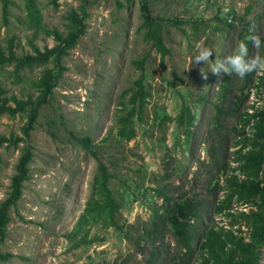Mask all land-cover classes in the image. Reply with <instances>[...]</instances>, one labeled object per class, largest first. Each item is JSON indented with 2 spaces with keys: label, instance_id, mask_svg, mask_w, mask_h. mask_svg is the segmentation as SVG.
<instances>
[{
  "label": "rangeland",
  "instance_id": "1",
  "mask_svg": "<svg viewBox=\"0 0 264 264\" xmlns=\"http://www.w3.org/2000/svg\"><path fill=\"white\" fill-rule=\"evenodd\" d=\"M9 1L5 25L0 2V49L4 54L10 40L16 57L33 54L30 43L41 51L53 47L56 42L45 31L66 35L71 26L68 18L71 12L84 16L85 28L76 45L62 57L53 96L40 108L28 137L22 132L23 116L0 115V135L22 139L15 146L0 148V202L10 191L20 155L25 148L32 154L27 165L28 179L22 184L16 205L9 208L5 238L0 244V251L11 256L0 264H143L152 245L144 247L142 230L148 226L151 209L163 201L162 197L151 196L150 188H155L153 180L167 173L165 184L172 198L194 194L205 202L211 199L206 189L209 170L204 136L213 109L207 103L195 109L192 151L180 145L183 134L175 117L183 99L189 102L188 98H196L208 88L218 90L223 77L210 71L211 64L233 52L243 29L238 21L224 35L219 19L241 16L251 22L255 34L264 40V0H146L150 16L164 20L160 22L161 34L169 53L163 57L146 38V28L141 27L144 19L140 0H55V4L54 0H35L41 14L37 29L26 23L25 1ZM229 11L233 14H228ZM167 19L181 22L175 26ZM201 42L212 49V61L187 69L196 55V45ZM256 54L264 56V47L255 49ZM140 60H144L142 71L150 97L142 120L135 123V137L118 140L116 119L123 114L118 101L124 98L125 102L129 93L123 91L139 77L141 69L134 62ZM52 66L49 62L44 67L26 68L14 76L13 65L6 64L0 67V85L8 96L34 99L37 91L32 82L43 68ZM200 68L208 71L206 80ZM249 92L242 107L245 110L251 107L248 112H252L261 107L262 94L253 88ZM154 115L168 119L158 123ZM238 119L230 110L222 121L232 126ZM83 136L91 138L99 162L116 176L108 185L121 203L115 217L131 240L124 237L123 231L107 227V221H101V217L94 223H83L80 231L75 230L81 216L86 215L85 208L104 200L103 194L93 187L99 162L77 142ZM233 139L229 136L227 141ZM174 142H177L175 149ZM124 185L128 191L122 189ZM208 210L206 205L202 216L205 226L230 228L228 219ZM159 237L155 246L161 250L165 242L170 251L160 252L158 264H164L163 256L169 259L178 249L170 233ZM136 239L139 247L134 244ZM196 255L197 248L189 264L197 263ZM165 264L177 261L167 260Z\"/></svg>",
  "mask_w": 264,
  "mask_h": 264
},
{
  "label": "trees",
  "instance_id": "2",
  "mask_svg": "<svg viewBox=\"0 0 264 264\" xmlns=\"http://www.w3.org/2000/svg\"><path fill=\"white\" fill-rule=\"evenodd\" d=\"M24 1L26 23L30 28H40L41 14L36 1ZM0 2L2 5L1 15L5 25L11 2L9 0H0ZM53 3L55 4V0ZM140 10L144 19L141 27L146 28V38L152 41L153 46L162 57L167 55L169 50L164 46L160 24L164 20L154 19L150 16L146 0H140ZM246 11H248L247 8ZM231 13V11L228 12V14ZM82 17H84L82 14L79 16L74 12L70 13L68 18L71 26L66 35L55 30L45 31L56 42L51 48L45 47L41 51L30 43L33 54L16 57L12 51L13 41L10 40L6 54L0 49V67L12 64L14 76L26 68L44 67L49 62L53 64L52 68H43L40 76L35 82H32L33 88L37 91V96L34 99L31 96L25 100L18 99L13 95L8 96L7 90L0 85V115L23 116L25 123L22 132L25 138L34 129L40 108L53 96L54 88L60 77L59 71L62 69L60 66L62 57L68 54V51L84 34L85 26ZM219 20L223 25L221 32L224 35L228 29L231 32L235 27L234 24L239 21L243 26L238 35L240 41L250 34V29H253L251 22H246L241 16H227ZM166 22L176 26L181 21L167 19ZM193 28L196 29L195 24ZM263 47L264 40L261 39V47L258 49L262 50ZM249 55H255V48L251 43H249ZM143 62L144 60L134 62L135 67L141 69V73L133 81L132 86L123 91L129 93L125 102L124 98L118 101V106L123 112L116 119L118 140L128 141L135 137V123L142 120L147 99L150 97L149 85L145 82V74L142 71ZM222 77L218 83V90L214 91L208 88L198 94L196 98H188L189 102L183 99L175 117L176 126L183 134L180 145L188 149L190 147V151H192L193 124L197 115L195 109L203 108L205 103L213 109L212 119L207 124L208 128L204 136L209 170L206 189L211 199L205 202L203 198L194 196V194L188 197L176 195L172 198L168 194L169 190L165 184L167 173L161 179L153 180L155 188H150L151 196L162 197L163 201L159 206H154L151 209L148 226L142 230L141 238L144 247L152 245L149 256L143 264H158L160 252L169 254L170 251L165 242L162 244L161 250L155 246L161 239L159 235L165 232L172 235L176 250H178L169 259L167 256H163L164 264L167 260L170 263L177 261V264H189L195 248H197L195 258L197 263L193 264H260L261 249L264 246V76H257L253 73L244 78L235 74L231 76L222 74ZM250 88L257 89L262 94L261 107L252 112H248L251 107L247 110L242 107L249 97ZM230 110H233L239 119L234 125L227 126L222 119ZM154 119L158 123H162L168 117L160 119L158 115H154ZM229 136L234 137L232 142L227 141ZM21 141L22 139L17 137L6 138L0 135V148L3 145L5 147L15 146ZM77 142L99 162L98 154L93 150V142L89 136H83ZM176 146L177 142H174L173 149ZM230 149L233 151L229 153ZM31 158V152L25 148L15 167V174L11 178L10 191L7 197L0 202V244L5 238L9 208L16 205L22 193V184L28 179L27 165ZM231 163L236 166L232 167ZM97 169L93 178V187L103 194L104 200L95 202L92 208L88 206L85 208L86 215L81 216L75 230L80 231V225L85 222L94 223L97 218L101 217V221H107V227L123 231L124 237L131 240V236L126 230H123V225L118 224L115 217L120 210L121 203L118 198H114L108 185L111 179L116 176L100 162ZM122 189L128 191L127 185H124ZM174 189V187L171 188L172 191ZM206 205L209 207L208 211H212V215H223L228 219L230 228L215 225L205 226L202 216ZM245 208L246 210H244ZM137 242L139 241L136 239L134 244L139 247ZM10 256L9 253L0 251V263L7 261Z\"/></svg>",
  "mask_w": 264,
  "mask_h": 264
},
{
  "label": "clouds",
  "instance_id": "3",
  "mask_svg": "<svg viewBox=\"0 0 264 264\" xmlns=\"http://www.w3.org/2000/svg\"><path fill=\"white\" fill-rule=\"evenodd\" d=\"M249 43L252 47L258 49L261 47L260 36L255 34L254 29H250V34L241 40L233 50L223 60L217 59L211 64L210 71L218 77L222 74L231 76L233 74L240 78H244L249 74H256L257 76H264V56L261 55H249ZM213 51L211 48L204 45L202 42L196 45V55L190 62L187 69L193 64H200L201 62L206 65L212 61ZM201 76L206 80L208 71L204 68H200ZM264 264V262H262Z\"/></svg>",
  "mask_w": 264,
  "mask_h": 264
}]
</instances>
